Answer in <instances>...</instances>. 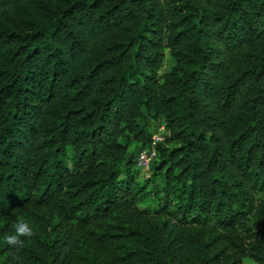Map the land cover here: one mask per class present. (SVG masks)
I'll list each match as a JSON object with an SVG mask.
<instances>
[{"label":"trees","instance_id":"obj_1","mask_svg":"<svg viewBox=\"0 0 264 264\" xmlns=\"http://www.w3.org/2000/svg\"><path fill=\"white\" fill-rule=\"evenodd\" d=\"M0 264H264V0H0Z\"/></svg>","mask_w":264,"mask_h":264},{"label":"clouds","instance_id":"obj_2","mask_svg":"<svg viewBox=\"0 0 264 264\" xmlns=\"http://www.w3.org/2000/svg\"><path fill=\"white\" fill-rule=\"evenodd\" d=\"M33 235L34 230L29 222L18 221L14 226V232L6 234L4 240L7 245L19 250L24 247L25 239L31 238Z\"/></svg>","mask_w":264,"mask_h":264},{"label":"built area","instance_id":"obj_3","mask_svg":"<svg viewBox=\"0 0 264 264\" xmlns=\"http://www.w3.org/2000/svg\"><path fill=\"white\" fill-rule=\"evenodd\" d=\"M164 138L156 134L153 137V147L150 149H144L142 150L137 158V167L144 171H150V167L152 162L157 158V151L155 150L154 146L157 144V142L163 141Z\"/></svg>","mask_w":264,"mask_h":264},{"label":"rangeland","instance_id":"obj_4","mask_svg":"<svg viewBox=\"0 0 264 264\" xmlns=\"http://www.w3.org/2000/svg\"><path fill=\"white\" fill-rule=\"evenodd\" d=\"M172 64H173L172 61L170 59H167L165 66H164V69L162 70V73H164L165 71H168L171 68ZM163 129H164V127L162 126L161 129L158 130V132H155V135L162 133ZM139 172H140L141 180H145L149 177V174H150L149 171L140 170Z\"/></svg>","mask_w":264,"mask_h":264}]
</instances>
